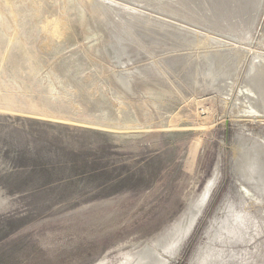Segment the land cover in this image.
Masks as SVG:
<instances>
[{
	"label": "rangeland",
	"instance_id": "obj_1",
	"mask_svg": "<svg viewBox=\"0 0 264 264\" xmlns=\"http://www.w3.org/2000/svg\"><path fill=\"white\" fill-rule=\"evenodd\" d=\"M0 194V264H264V0H0Z\"/></svg>",
	"mask_w": 264,
	"mask_h": 264
},
{
	"label": "bare ground",
	"instance_id": "obj_2",
	"mask_svg": "<svg viewBox=\"0 0 264 264\" xmlns=\"http://www.w3.org/2000/svg\"><path fill=\"white\" fill-rule=\"evenodd\" d=\"M109 21V20H108ZM93 27H95V26H93ZM91 28V27H90ZM111 34V33H110ZM116 40V39H115ZM125 43V42H124ZM118 44V43H117ZM124 45V44H123ZM122 44H121V46H123ZM107 46V45H106ZM119 47H120V44H119ZM125 47L126 46H124V47H122L123 48V50L125 49ZM121 48V49H122ZM252 51V50H251ZM114 53V52H113ZM126 53V52H125ZM211 59H213V58H211ZM248 59V58H247ZM216 62V61H215ZM213 60H210L209 61V59H208V62H206V71H205V73H206V76L208 75H212V70L214 69V67L216 66V63H215ZM246 68V67H245ZM244 74V73H243ZM123 75V74H122ZM126 76V75H125ZM205 76V77H206ZM128 79H130V78H128V77H120V78H118V79H116L115 81L116 82H118V84L119 85H121V86H123V88H125V89H129L128 88V86H129V80ZM211 79V78H210ZM213 80V79H212ZM236 137V136H235ZM235 143V142H234ZM260 146V145H259ZM252 147V146H251ZM256 147H258V145L256 146ZM248 149V148H247ZM249 152V150L247 151V153ZM251 152V151H250ZM250 152H249V155H250ZM245 155H247V154H245ZM262 155V154H261ZM252 156V155H251ZM248 157V156H247ZM243 162L241 163V164H243V163H245V164H248V163H246V162H244V160H242ZM245 161H247V160H245ZM251 162V161H250ZM233 165V164H232ZM250 165V164H249ZM249 165H246L247 166V170H244V171H246V172H244L245 174H246V176H250V175H252V173H253V168L254 169H256V166L255 165H253V162H251V166H249ZM253 165V166H252ZM258 182V181H257ZM214 185H215V183L212 185V187H211V189H210V191L207 193L204 189H202V191H201V193L196 197L197 199H196V201L195 202H199L198 203V205H200V207L198 208V211L196 212L197 214H196V216H195V218L193 219V215L194 214H192L191 215V202L187 205V207H186V209L184 210V212L177 218V221L170 227V229L169 230H171V232H172V229H174L180 222H184V221H186V220H188V219H190V217L193 219V222H192V224L190 225V226H188V228H186V231H185V233H184V235H183V239L186 237V235H188V233L191 231V229H192V227L193 226H195L194 224H195V222H196V220L198 219V215H199V212H200V209H201V207L202 206H204V205H206V203L209 201V198L211 197V193H212V188L214 187ZM0 196H1V194H0ZM227 196V195H226ZM5 197V196H4ZM6 198V197H5ZM5 198H2V197H0V206H1V204H2V202L4 201V199ZM230 200H235V199H230ZM229 199H223V201H219L220 202V204L217 206V209H216V211H218L219 213H220V215L219 216H222V220L221 221H218V220H215V224H216V234H217V231L219 232V238H220V232L222 231V232H226V235L228 234L227 233V228H228V226H232V223H230V222H236V215H235V210H237L238 211V207L239 206H236L232 201H229ZM230 204V205H229ZM193 205H195V204H193ZM207 206V205H206ZM226 206H228V207H226ZM193 207V206H192ZM222 207H226V209L228 208V210H227V213L224 215V213H223V211H221L220 210V208H222ZM195 207H193V209H194ZM237 208V209H236ZM215 217H216V215H215ZM216 218H218V216L216 217ZM215 219V218H214ZM209 222V221H208ZM210 224V223H209ZM208 224V225H209ZM207 225V226H208ZM212 225V224H211ZM214 227V226H213ZM204 229V228H203ZM168 230V231H169ZM215 232H214V234H215ZM206 234V233H205ZM165 235V234H164ZM216 238H218V237H216ZM218 238V239H219ZM183 239H182V241H183ZM205 239V238H204ZM186 240V239H185ZM226 240H229L228 238H226ZM186 242V241H185ZM226 244H223V245H220L219 246V249L222 247V246H225L226 248H229L228 246V244L229 243H227V242H225ZM183 244V243H182ZM155 246V248H156V251H158V253H159V255H161L162 254V252L163 253H166V251H168L167 250V248L169 247V245L167 246V242H163L162 243V241H161V239H160V243H159V245H154ZM171 247H175V246H171ZM179 248V247H178ZM178 248H176V249H172L171 248V250L170 251H168L169 252V254H170V256L172 255V254H174L177 250H178ZM211 250V249H210ZM201 251H202V249H201ZM212 251V250H211ZM217 251H219V250H216L215 251V254L214 253H212V252H210L209 251V253L208 254H206L205 255V253H200V255L201 256H199V258H201V257H205L204 259H202V260H198L197 261V263L198 264H206L207 262L209 263V261H216L215 263H217V264H220V258H217L218 257V252ZM199 255V254H198ZM169 256V257H170ZM223 257H225V256H223ZM204 260H206V261H204ZM100 261H102V259L100 260Z\"/></svg>",
	"mask_w": 264,
	"mask_h": 264
},
{
	"label": "water",
	"instance_id": "obj_3",
	"mask_svg": "<svg viewBox=\"0 0 264 264\" xmlns=\"http://www.w3.org/2000/svg\"><path fill=\"white\" fill-rule=\"evenodd\" d=\"M202 207H203V206H202ZM202 207H201V208H202ZM200 211H201V209H200ZM199 213H200V212H199Z\"/></svg>",
	"mask_w": 264,
	"mask_h": 264
}]
</instances>
